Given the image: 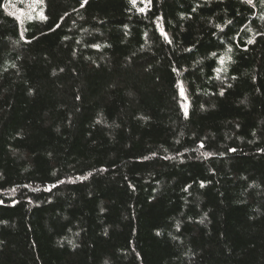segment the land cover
Wrapping results in <instances>:
<instances>
[{
	"label": "trees",
	"instance_id": "16d2710c",
	"mask_svg": "<svg viewBox=\"0 0 264 264\" xmlns=\"http://www.w3.org/2000/svg\"><path fill=\"white\" fill-rule=\"evenodd\" d=\"M0 264H264L262 0H0Z\"/></svg>",
	"mask_w": 264,
	"mask_h": 264
},
{
	"label": "snow or ice",
	"instance_id": "6c2138e0",
	"mask_svg": "<svg viewBox=\"0 0 264 264\" xmlns=\"http://www.w3.org/2000/svg\"><path fill=\"white\" fill-rule=\"evenodd\" d=\"M39 2H43V0H39ZM87 2V0H84V3H86ZM147 2L150 4L151 3V0H147ZM245 2L246 3H252V0H245ZM130 3L133 5V7H135L136 6V0H130ZM262 3H264V0H262ZM83 6V5H82ZM140 12H143L144 11V8H140V9H138ZM42 18H45L46 19V17H43L42 16ZM252 41L250 40L249 41V43H251ZM229 51H230V49H229ZM213 55H215V54H213ZM222 62H223V58H222ZM181 94L183 95V89L181 88ZM221 94H223V93H221Z\"/></svg>",
	"mask_w": 264,
	"mask_h": 264
},
{
	"label": "rangeland",
	"instance_id": "374dc122",
	"mask_svg": "<svg viewBox=\"0 0 264 264\" xmlns=\"http://www.w3.org/2000/svg\"><path fill=\"white\" fill-rule=\"evenodd\" d=\"M25 13H26V12H23V11H22V12H19V15H20V16H23Z\"/></svg>",
	"mask_w": 264,
	"mask_h": 264
}]
</instances>
